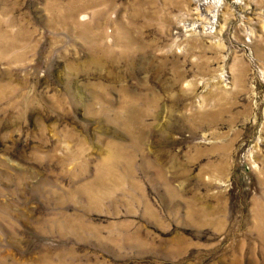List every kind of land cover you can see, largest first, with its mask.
Segmentation results:
<instances>
[{
    "label": "rangeland",
    "instance_id": "1",
    "mask_svg": "<svg viewBox=\"0 0 264 264\" xmlns=\"http://www.w3.org/2000/svg\"><path fill=\"white\" fill-rule=\"evenodd\" d=\"M0 264H264V0H0Z\"/></svg>",
    "mask_w": 264,
    "mask_h": 264
}]
</instances>
